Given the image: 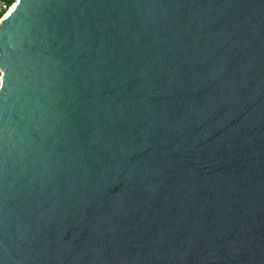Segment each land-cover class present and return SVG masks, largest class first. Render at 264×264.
Listing matches in <instances>:
<instances>
[{
    "label": "water",
    "instance_id": "1",
    "mask_svg": "<svg viewBox=\"0 0 264 264\" xmlns=\"http://www.w3.org/2000/svg\"><path fill=\"white\" fill-rule=\"evenodd\" d=\"M0 264H264V0H13Z\"/></svg>",
    "mask_w": 264,
    "mask_h": 264
},
{
    "label": "built area",
    "instance_id": "2",
    "mask_svg": "<svg viewBox=\"0 0 264 264\" xmlns=\"http://www.w3.org/2000/svg\"><path fill=\"white\" fill-rule=\"evenodd\" d=\"M13 0H0V18L3 16V14L7 11V9L11 6Z\"/></svg>",
    "mask_w": 264,
    "mask_h": 264
},
{
    "label": "trees",
    "instance_id": "3",
    "mask_svg": "<svg viewBox=\"0 0 264 264\" xmlns=\"http://www.w3.org/2000/svg\"><path fill=\"white\" fill-rule=\"evenodd\" d=\"M9 1H12V0H9Z\"/></svg>",
    "mask_w": 264,
    "mask_h": 264
}]
</instances>
